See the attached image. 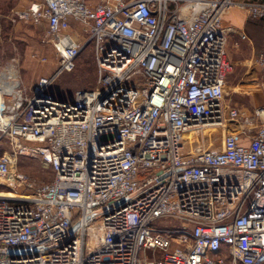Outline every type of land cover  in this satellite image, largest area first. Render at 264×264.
I'll return each mask as SVG.
<instances>
[{
	"label": "built area",
	"instance_id": "obj_1",
	"mask_svg": "<svg viewBox=\"0 0 264 264\" xmlns=\"http://www.w3.org/2000/svg\"><path fill=\"white\" fill-rule=\"evenodd\" d=\"M19 15L46 22L57 67L29 93L0 76V264H264V91L253 113L224 101L228 37L264 21V0H41ZM90 45L96 86L58 97ZM28 157L52 180L17 170Z\"/></svg>",
	"mask_w": 264,
	"mask_h": 264
},
{
	"label": "rangeland",
	"instance_id": "obj_2",
	"mask_svg": "<svg viewBox=\"0 0 264 264\" xmlns=\"http://www.w3.org/2000/svg\"><path fill=\"white\" fill-rule=\"evenodd\" d=\"M33 2L36 1L30 4ZM30 4L26 0H0V76L16 74L27 93L40 78L50 76L57 67V58L44 21L34 23L18 16ZM75 24L72 21V28ZM240 26H243L247 37L240 39L237 34H230L227 41L226 57L231 68L226 75L224 101L253 113L263 104L264 21L244 17ZM74 35L79 38L86 36L85 32ZM41 58L46 60L42 61ZM96 84L97 70L90 45L77 58L75 69L60 75L51 89L58 97L66 99L76 89L92 88ZM215 132L223 137L227 129ZM212 145L219 146L220 140ZM6 150H9L7 142L0 141V154ZM16 168L36 183L48 182L53 178L51 171L39 159L20 158ZM3 190L0 188V192Z\"/></svg>",
	"mask_w": 264,
	"mask_h": 264
},
{
	"label": "crops",
	"instance_id": "obj_3",
	"mask_svg": "<svg viewBox=\"0 0 264 264\" xmlns=\"http://www.w3.org/2000/svg\"><path fill=\"white\" fill-rule=\"evenodd\" d=\"M26 1H29V4L31 3V1H34V0H26ZM35 1H41V0H35ZM87 2H88V4L89 5H91V6H93V5H95L96 3H97V0H87ZM18 16H19V18H21V16L18 14ZM44 24H45V26H46V22L44 21L43 22ZM75 26V29L73 28L72 30H70V32L74 35V34H77V32H76V27L78 26V24H75L74 25ZM75 36V35H74ZM4 191V190H3ZM5 191H6V189H5ZM5 191L4 192H2V193H5Z\"/></svg>",
	"mask_w": 264,
	"mask_h": 264
},
{
	"label": "water",
	"instance_id": "obj_4",
	"mask_svg": "<svg viewBox=\"0 0 264 264\" xmlns=\"http://www.w3.org/2000/svg\"><path fill=\"white\" fill-rule=\"evenodd\" d=\"M76 226H77V224H75L72 228H71V230H74L75 228H76ZM21 250H10L9 252L10 253H16V252H20Z\"/></svg>",
	"mask_w": 264,
	"mask_h": 264
},
{
	"label": "bare ground",
	"instance_id": "obj_5",
	"mask_svg": "<svg viewBox=\"0 0 264 264\" xmlns=\"http://www.w3.org/2000/svg\"><path fill=\"white\" fill-rule=\"evenodd\" d=\"M0 195H5V194H2V192H0Z\"/></svg>",
	"mask_w": 264,
	"mask_h": 264
},
{
	"label": "trees",
	"instance_id": "obj_6",
	"mask_svg": "<svg viewBox=\"0 0 264 264\" xmlns=\"http://www.w3.org/2000/svg\"><path fill=\"white\" fill-rule=\"evenodd\" d=\"M259 20H262V19H259Z\"/></svg>",
	"mask_w": 264,
	"mask_h": 264
}]
</instances>
